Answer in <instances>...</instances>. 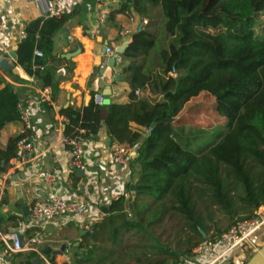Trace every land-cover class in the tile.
Returning a JSON list of instances; mask_svg holds the SVG:
<instances>
[{"label":"trees","instance_id":"trees-1","mask_svg":"<svg viewBox=\"0 0 264 264\" xmlns=\"http://www.w3.org/2000/svg\"><path fill=\"white\" fill-rule=\"evenodd\" d=\"M115 1L120 8L110 14L111 19L115 14L135 13L149 20L132 35L123 54L122 73L131 89L130 101L97 105L92 100L79 109L64 108L61 114L69 120L66 136L83 128L89 139L105 128L111 142L127 144L135 153L130 161L129 197H120L106 209L93 233L83 237L87 242L79 243L83 252L75 255L73 264L107 260L96 257L97 248L90 247L88 240L108 236L116 244L123 232L154 236L150 228L167 216L178 218L179 232L188 240L176 251L163 247L169 256L149 264L177 263L209 238L210 228L199 207L204 197L209 198L210 208L217 207L233 221L210 238L264 207V34L256 31L264 0ZM80 7L62 20L38 19L25 28L15 68L5 73L13 83L0 75V134L7 125L19 122V104L28 90L14 85L24 82L16 68L50 87L53 94L58 92L53 38L82 12ZM158 13L163 17L159 32L153 30ZM36 51L43 57H37ZM137 90L147 95L138 97ZM202 93L217 96L216 112L226 119L217 134L176 127L186 105ZM19 139L11 138L0 149V163L16 158ZM37 258L30 253L24 264H33Z\"/></svg>","mask_w":264,"mask_h":264},{"label":"crops","instance_id":"crops-1","mask_svg":"<svg viewBox=\"0 0 264 264\" xmlns=\"http://www.w3.org/2000/svg\"><path fill=\"white\" fill-rule=\"evenodd\" d=\"M110 2H103L108 16L105 23L100 26V35L96 38H92L90 32L95 30L97 22L82 5H80L82 12L72 17L65 27L55 34L52 55L58 61L56 63L58 92L53 94L52 91L53 107L43 104L33 111L34 129L31 135L35 141L36 158L28 167L20 169L16 168L15 159L8 164L0 163V230L2 232L14 230L20 221L25 224L20 229L21 235L31 247L41 251H45L47 247L59 251L66 246L63 256L49 254L57 264H60V260L68 264L74 263V258L68 251L70 240H76L72 236V230L76 228L80 236V239L75 241L77 247L86 236L83 222L88 219L99 222L105 214L104 211L118 196L128 190L127 186L130 182V176L125 177L110 164L111 140L105 128L101 129L98 136L87 139L84 152L86 171L83 174L71 172L70 156L63 143L66 136L65 125L61 126L58 117L64 108L79 109L88 106L93 94L103 93L107 88L112 92L106 99L107 102L110 100L108 104H127L130 101L129 84L121 78L118 82H113L110 70L106 71L105 78H101L99 67L105 61L103 56L105 46H124L126 39L122 37L121 31L127 29L131 35H134L139 29L144 28L141 23L142 17L138 18L135 13L115 14L111 19L110 14L117 11L120 4L112 9ZM45 18H47V0H0V21L6 27L0 37V61H7L11 66L9 71L15 68L16 63L10 53L16 52L18 44L22 41L21 32L32 21ZM69 36L72 37L71 41L68 39ZM76 52L80 53L70 61L65 58V55ZM71 64L74 65L73 68ZM5 73L7 72L1 69L0 75L12 82ZM15 73L19 74L24 82H16L14 85L28 89L23 92V100L29 95H34V91L28 87L31 76L21 68H16ZM113 92L116 94L113 95ZM143 95L145 93L141 96ZM20 132L19 122L7 125L0 134V149H4L9 140L18 136ZM39 171L51 173L56 177V181L47 186L38 179ZM49 195H60L72 200L86 199L89 202L88 212L82 217L66 219L61 223L29 225L27 222L29 216L24 215L21 200L30 213L35 200ZM60 228L66 229L67 232L59 233ZM61 233L64 235L61 236ZM261 239L262 236L257 237L259 247L264 244ZM30 253L35 252L21 253L18 258L15 257L8 263L24 264L25 256ZM34 261L40 264L38 258Z\"/></svg>","mask_w":264,"mask_h":264},{"label":"built area","instance_id":"built-area-1","mask_svg":"<svg viewBox=\"0 0 264 264\" xmlns=\"http://www.w3.org/2000/svg\"><path fill=\"white\" fill-rule=\"evenodd\" d=\"M104 0H96L92 3L88 0H47V18L62 20L68 15L77 5H82L87 13L93 16L97 22V27L93 32H90L92 38L100 35V26L107 19L108 11L103 6ZM142 27L149 24L147 18L142 19ZM5 24L0 21V37L5 32ZM121 35L125 38V44H131L132 35L129 30L121 31ZM26 38L25 30L21 32V39ZM68 39L71 41L72 37ZM122 45H106L103 56L105 61L99 67L101 78H105L106 71H111L113 82H118L121 78L123 68L125 66L123 54L118 53V49ZM35 55L39 58L43 57V53L36 51ZM115 58V65L111 67L109 60ZM37 68V67H36ZM1 71V68H0ZM30 90L34 91V95H29L19 104L21 111L19 123L21 124V132L18 135L20 139L17 142L16 151V168L28 167L36 158L35 141L31 135L34 129L33 111L43 104H48L53 107L52 89L43 87L35 77L29 78ZM112 93V92H111ZM116 93L113 92V95ZM136 96H141L142 92L137 90ZM95 104H105L106 97L100 92L92 98ZM59 121L62 125L69 122L68 118L63 114H59ZM88 131L80 128L74 135L65 136L63 143L66 146V152L70 156L69 168L71 172L86 171L87 165L84 160L85 145L87 142ZM110 164L117 169L125 177L131 175L130 161L134 156V152L127 144L118 141L110 143ZM38 179L42 180L47 186L52 185L56 181V177L46 171H39ZM129 197L127 190L120 197ZM89 209V202L86 199H68L60 195H49L38 198L32 203L28 217V224L32 226H43L50 223H61L70 218L82 217ZM97 222L88 219L83 222V231L85 233H93L94 226ZM22 222H18L16 229L9 232L0 230V264H7L16 255L24 252H35L40 264H57L50 256H47L43 251L30 246V243L23 239L21 228L24 226ZM264 229V207L259 208L253 217L237 221L229 230L214 238H208L199 243L188 257L182 258L177 263L171 264H224L233 261L235 264H244L246 253L252 255L259 249L257 237L260 231Z\"/></svg>","mask_w":264,"mask_h":264},{"label":"rangeland","instance_id":"rangeland-1","mask_svg":"<svg viewBox=\"0 0 264 264\" xmlns=\"http://www.w3.org/2000/svg\"><path fill=\"white\" fill-rule=\"evenodd\" d=\"M111 1V2H110ZM104 0L105 3H112V9H114L119 2L113 0ZM159 14V13H158ZM140 18V16L138 17ZM144 19V18H142ZM142 22V20H141ZM153 26V30L159 32L163 27V17L159 14L157 16V23ZM140 30V29H139ZM258 33L264 34V13L258 17V24L256 27ZM121 79L125 81V75L122 73ZM246 88L237 91L241 93ZM149 94V92L147 91ZM147 95V94H145ZM144 95V96H145ZM151 97V96H150ZM154 101L159 98L151 97ZM217 96L208 93H202L197 98L189 102L184 108L183 112L176 120V127H185V131L191 130H210L212 133H218L221 131L222 125L226 124V119L221 118L216 112L217 108ZM110 100L105 101L106 104ZM212 130V131H211ZM225 130V128H223ZM209 137L208 139H210ZM204 144V141H203ZM211 203L209 198L206 196L202 201L199 202V207L203 211L204 219L206 224L210 228L208 237L216 235L218 231H225L228 227L233 224V221L228 216L222 214L217 207L210 208ZM207 210L209 213H207ZM212 217L213 222L209 220L208 216ZM240 215L237 214L235 221L239 219ZM61 231L66 229L60 228ZM180 224L178 218L167 216L159 223L153 225L150 231L154 236L145 235V233L136 234L135 232H123L119 238V241L114 244L109 240L108 236H101L97 242H91L88 240L90 247H96V257H107L106 261H102L99 264H149L158 259L167 258L169 255L163 251V247H170L171 250H178L181 248L184 242L188 240V237L179 232ZM72 236L78 240L80 239L79 233L76 228L72 230ZM64 235L61 233V236ZM264 229L260 231L258 236H262V242H264ZM76 240H70L69 253L73 258L75 255L81 254L83 250H79L76 247ZM257 241V240H256ZM86 243L87 241H81ZM80 242V243H81ZM60 246V245H59ZM60 250V249H59ZM244 263H246L251 257L250 252L246 253ZM74 261V260H73ZM60 264H68L66 261L60 260Z\"/></svg>","mask_w":264,"mask_h":264},{"label":"water","instance_id":"water-1","mask_svg":"<svg viewBox=\"0 0 264 264\" xmlns=\"http://www.w3.org/2000/svg\"><path fill=\"white\" fill-rule=\"evenodd\" d=\"M129 44H125L124 46L120 47L118 49V53L120 54H124L128 48ZM80 52H76V53H70L65 55V58H67L69 61L75 56L78 55ZM10 56L12 57V59L14 60L15 63H17L18 57L16 52L12 51L10 53ZM109 65L111 67H113L115 65V58H111L109 60ZM72 68L74 67L73 64H71ZM0 68L2 69L3 72H8L11 69V66L7 63L6 60H2L0 61ZM103 94L105 95L106 99L109 98V96L111 95V91L109 88L105 89ZM78 173L83 174V171H79ZM131 190H134V187H131ZM21 205H22V209L24 212V215L26 217L29 216V210L27 209V207L25 206V204L23 203V201L21 200ZM104 213H106V210L104 211ZM66 250V246H63L59 251H53L51 248L47 247L45 249V252L48 254H52V255H56V256H63L64 252ZM9 264V263H7ZM34 264H38L36 261H34ZM245 264H264V244H262L259 249L253 253L251 255V257L249 258V260L245 263Z\"/></svg>","mask_w":264,"mask_h":264},{"label":"bare ground","instance_id":"bare-ground-1","mask_svg":"<svg viewBox=\"0 0 264 264\" xmlns=\"http://www.w3.org/2000/svg\"><path fill=\"white\" fill-rule=\"evenodd\" d=\"M89 52V51H88Z\"/></svg>","mask_w":264,"mask_h":264}]
</instances>
